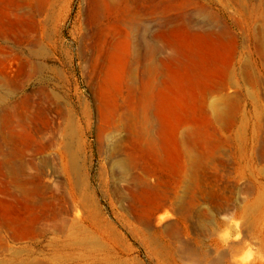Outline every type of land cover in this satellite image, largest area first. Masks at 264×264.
<instances>
[{
	"label": "rangeland",
	"instance_id": "obj_1",
	"mask_svg": "<svg viewBox=\"0 0 264 264\" xmlns=\"http://www.w3.org/2000/svg\"><path fill=\"white\" fill-rule=\"evenodd\" d=\"M260 2L0 0V264L49 252L21 236L18 210L63 223L41 246L86 216L56 144L70 114L107 220L99 234L78 228L89 247L73 256L264 264V7L248 19ZM29 131H49L51 144L41 150ZM137 139L149 163L158 149L152 199L165 204L154 217L137 193Z\"/></svg>",
	"mask_w": 264,
	"mask_h": 264
},
{
	"label": "bare ground",
	"instance_id": "obj_2",
	"mask_svg": "<svg viewBox=\"0 0 264 264\" xmlns=\"http://www.w3.org/2000/svg\"><path fill=\"white\" fill-rule=\"evenodd\" d=\"M261 7H264V0H261L258 8H254L250 12L248 19L252 18ZM203 8L205 11L214 15L213 12L209 10L207 2H203ZM172 9L173 5L167 6L168 11H171ZM157 11L158 10H154V12ZM215 14L218 15L217 13ZM202 32L203 31H200V34L197 35L202 36ZM197 41L198 39L196 38L193 42V46L197 49L196 52H194L195 63L200 66H204V58L206 56L204 54L206 53L204 52L205 49L203 48V41ZM170 63L177 65L179 63V59L170 60ZM41 113L47 123H49L48 110L44 109ZM47 132L49 131H29L32 144H37L41 150L50 145L51 142L49 140V136L46 135ZM60 135L61 139L57 141L56 144H58L61 148V156L64 161L65 171L70 179L71 198L75 206L74 208H76L79 203L80 206L81 204H84L87 209L86 216L81 217L79 220L73 219L70 224L69 233L66 234L64 238H60L56 235L49 236L47 244H42L41 246L40 238L48 237L50 233V223H52L57 229H63V223H59L57 221L58 216L56 214L52 215V217L50 216L51 218L46 213L30 217L23 211L18 210V214L12 219V222L21 229V236H29L35 241L36 245L40 246L42 252H44L47 248H49V252H44L45 257L40 258V254L33 251L26 258H15V264H44L45 262L48 264H110L107 257H103L102 260H100L98 258L95 259L96 256H94L91 260L88 257H85L83 253H81L80 256H73L74 251H82L89 247L87 238L77 235L76 231H79L78 228L86 227L85 230L90 229L94 233L99 234L103 228L100 224L104 221L106 222L107 220L102 217L98 209L95 207L96 190H91L90 188V169L87 165L83 166L82 164V150L86 142L80 137L78 124L73 114H70L68 123L66 127L60 131ZM142 137L143 141L147 138L146 131H142ZM143 141L137 139L133 149V166L136 170L135 180L138 188L137 193L141 202L148 205L152 200L154 207L150 210V213L151 216L154 217L158 210L165 204L164 201L163 203H157L154 199H152V197H154L155 194H158V191L160 190L159 168L157 162L158 149L156 144H154L152 149H150L153 162L149 163V152L144 149ZM167 217L168 215L162 216L159 217L158 220L161 222ZM107 225H109V223ZM113 230L115 231L114 228Z\"/></svg>",
	"mask_w": 264,
	"mask_h": 264
}]
</instances>
